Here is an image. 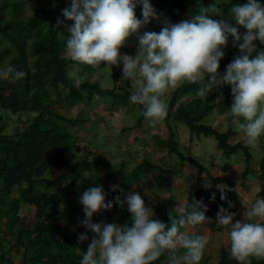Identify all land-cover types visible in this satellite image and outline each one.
I'll return each instance as SVG.
<instances>
[{
  "label": "trees",
  "instance_id": "trees-1",
  "mask_svg": "<svg viewBox=\"0 0 264 264\" xmlns=\"http://www.w3.org/2000/svg\"><path fill=\"white\" fill-rule=\"evenodd\" d=\"M45 1L30 15H26L27 6L34 0H0V69L11 65L26 74L23 79L14 83L0 77V264H80L89 241H78V235L91 233L78 224L79 220L85 218L83 206L79 203L83 192L89 187L101 186L106 193L105 202L108 199L113 203V207L107 210L105 223L131 226L130 212L125 206L121 208L117 205L115 197L120 196L122 200L124 184L128 189L130 185H139L145 180L141 174L143 168L155 170L160 167L146 158L132 171L126 169L125 163L119 166L109 164L104 175L93 167L95 157L89 159L85 155L80 159L79 137L75 130L90 118L81 112L70 117L63 110H70L79 103L94 107L91 105L93 98L104 99L111 114L125 108L134 111V125L124 127L125 131H131L146 121L142 115L144 107L131 102L130 97L135 90L130 81L121 89L115 86L106 88L98 81H91L89 78L78 81L75 76L70 75L69 71L73 66L80 68L83 74L102 71L106 66L91 67L74 62L65 55L69 37L67 28L74 22L64 18L62 10L70 6L71 0ZM247 2L248 0H149L156 9L159 20H151L139 30V34L142 35L145 31L158 33L164 25L162 21L179 23L190 20L200 8L215 3L223 10V16L210 18L224 20L237 27L243 35L247 30L236 23L230 10L235 5ZM258 2L264 6V0ZM135 13L138 19H143L141 4H137ZM58 18L63 21L62 24H57ZM229 40H232L231 36ZM254 44L256 51L253 56L264 50V44L259 40L254 41ZM126 48L133 51L137 49V45ZM223 50L225 55L220 60L218 69L220 76L226 72L227 65L241 54L238 47ZM113 76L119 77L120 72L115 71ZM102 80L105 82L106 79ZM201 87V82L185 83L168 90L165 95L168 115L163 121L168 128V135L162 138L154 134V139L157 148L165 150L168 156H175L178 164L189 162L192 167L199 168V176L203 173L209 176L211 187L191 189L185 204L191 206L195 200L202 201L208 207L206 217L212 219L221 206L229 209L227 201L234 204L235 200L229 194L235 183L221 176L215 177L209 172V168L201 162L203 157L193 153L194 146L198 145L197 140L202 135L213 136L219 154L221 152L227 159L242 150L247 163L244 172L259 174V199H264V142H261L259 171L254 170L252 162L258 156L254 155V147L249 146L244 136L235 130L231 122L233 117L230 116L226 124L219 121L213 125L205 121L214 115L217 106L231 107L233 97L230 86H213L211 93L199 97L197 92ZM221 94L222 100L219 102L217 99ZM97 120L100 122L103 117L98 115ZM95 124L97 123L94 122ZM179 124L189 127L188 143L179 136ZM232 138L237 140L233 142ZM219 154H216L217 158ZM57 171H60L59 176L53 178L52 173ZM163 171L177 173L171 168H163ZM179 175H182L181 171ZM115 177L121 180L118 186L123 189L122 193L119 190L112 191L114 183L108 185L109 180ZM220 183L227 184V187H223L227 201L220 199L221 191L216 187ZM170 186L171 183L168 188ZM15 189H18L16 195L13 194ZM212 193H215V200L211 198ZM174 204L175 196L171 195L166 200L160 198V203L154 209V218L169 224L168 212L173 209ZM24 209L28 212L24 213ZM229 211L236 214L234 219L238 218L233 207ZM103 212L101 210L94 214L92 222L104 223L100 216ZM63 219H68L67 223H59ZM250 261L251 264H264V258L251 257ZM153 264H168V253H163ZM200 264L238 262L231 257L229 244L221 246L216 260L211 262L209 257L203 256Z\"/></svg>",
  "mask_w": 264,
  "mask_h": 264
},
{
  "label": "clouds",
  "instance_id": "clouds-1",
  "mask_svg": "<svg viewBox=\"0 0 264 264\" xmlns=\"http://www.w3.org/2000/svg\"><path fill=\"white\" fill-rule=\"evenodd\" d=\"M137 4L142 5L143 19L136 17ZM230 12L236 23L247 30L243 35L224 20L210 18L223 16V10L215 3L200 8L190 20H166L158 33L145 31L140 35L139 30L151 20H159L149 0H71L70 6L62 10V16L74 22L67 28L66 55L91 67H119L122 62V79L135 86L130 100L144 107L142 115L152 127L168 115L163 97L169 89L201 82L197 95L205 97L213 86L228 85L233 97L229 109L232 125L249 146L255 147L264 135V50L253 56L254 41L264 44V6L258 0H248L233 6ZM62 23L58 18L57 24ZM133 35L138 38L136 55H122L120 49ZM229 36L241 54L220 76V60ZM25 75L11 65L0 69V77L13 83ZM220 100L222 94L217 99ZM203 186L211 187L207 182ZM216 187L221 191L220 199L227 201L224 188ZM117 190L123 192L113 185L112 191ZM105 197L101 186L89 187L79 197L85 218L78 224L95 233L80 264H153L165 252L168 264H200L207 237L183 229L212 222L205 215L208 207L202 201L195 200L191 206L177 204L169 210L170 223L165 224L154 218V209L146 205L139 193L131 192L123 201L120 196L115 197L121 208L127 205L131 226L93 223L94 214L113 207L111 201L105 203ZM211 198L215 200V193ZM227 202L229 209L234 207ZM235 215L221 206L215 217L217 227L228 229L231 257L238 264H251V257L264 258V199H256L246 208L243 220L233 222ZM85 240L86 233L78 235V241Z\"/></svg>",
  "mask_w": 264,
  "mask_h": 264
},
{
  "label": "rangeland",
  "instance_id": "rangeland-1",
  "mask_svg": "<svg viewBox=\"0 0 264 264\" xmlns=\"http://www.w3.org/2000/svg\"><path fill=\"white\" fill-rule=\"evenodd\" d=\"M44 1L45 0H34L30 6H27L25 14L30 15L41 3H46V1ZM261 5L263 6V4ZM162 23H164V21H162ZM134 45L138 46V38L136 35L128 39L126 45L120 49V53L122 55L128 54L130 56H135L137 49L131 51L126 48H130ZM232 47V40H229L226 48ZM122 68L123 65L121 62L119 67H105L102 69L103 73L102 71H92L83 74L80 68L73 66L69 73L75 76L78 81L83 78H89L91 81H98L103 87L111 88L115 86L121 89L126 86L128 82L122 79ZM115 71L120 72V76L117 78L113 76ZM103 78L106 79L105 82L102 80ZM131 85L133 90H135V86L132 82ZM1 88L2 85L0 84V89ZM163 99L166 100L165 96ZM91 101V105L94 107H89L85 103H79L70 110H63V112L70 117H75L78 112H81L88 115L90 118L82 127L75 130L79 137L81 160L85 155L88 156L89 159L95 157L93 167L104 175L109 164L119 166L125 163L126 169L132 171L136 166L142 163L144 159L149 158L154 163L160 165V167L155 170L143 168L141 174L145 177V180L141 181V184H132L128 189L124 184L122 186L124 189L122 200H126L129 193L137 192L144 199L147 206L155 209L157 204L160 203V198L166 200L172 195L175 196V204L173 206V208H175L177 204H185L186 197L191 189L202 187L206 182L210 185V179L206 173L199 176V168L192 167L189 162L180 165L176 161L175 156H168L165 150L157 148L154 134L162 138H166L168 135V128L163 122L152 127L149 126L147 121H144L140 127H134L131 131H125V126H132L136 121V116L132 109L125 108L123 111L111 114L106 108V101H104V99L97 100L95 97ZM229 109L230 108L225 105H219L214 110V115L212 114L213 116H210L205 121L213 125H216L219 121L226 124L231 116L229 114ZM98 115L103 117V120L100 122L97 120ZM14 117L16 118V116ZM94 122L97 124L94 125ZM178 133L181 139L183 138L182 140L188 143L190 137L189 127L185 124H179ZM260 138L253 149L255 152L254 155L258 157L252 162V168L258 171L260 168L259 159L262 157L261 142H264V136L262 135ZM195 140H197V138H195ZM236 140L237 138H232L233 142ZM197 142L198 145L194 146L193 153L196 156L201 155L200 157H203L201 162L209 168V172L215 177L221 176L235 183V186H233L229 194V197L235 200L233 210L238 214V218L234 219L233 222H235V220H243V213L246 211V208L251 207L252 203H254L256 199H259L257 196V192L261 186V181L258 178L259 174L244 172L247 163L245 161V154L242 150L227 159L221 152L219 154L216 139L213 136L202 135L201 139H198ZM217 153L219 154L218 158L216 155ZM213 155H216V157L213 158ZM163 168H171L177 173H166L163 171ZM180 171L182 175H179ZM59 173L60 171L53 172L51 176L57 178ZM113 183L115 185H120V178L115 177L109 180L108 185H112ZM163 183H165V186ZM169 183H171V186L168 188ZM219 185L227 187L226 183H220ZM17 191L18 189H15L13 194L16 195ZM108 202L110 201L107 199L105 203ZM124 206L127 208L126 204ZM224 208L228 209L227 207ZM103 211L104 212L100 216L105 223L107 210ZM27 212L28 210L24 209V213ZM211 220V223H205L183 230L188 231L192 235H203L207 237L208 243L205 247L203 256L209 257L211 262H213L218 258L221 246H229L230 242L228 239V229L217 227L215 218ZM67 221L68 219H63L60 220L59 223L65 224ZM2 231L4 232L3 227ZM3 232H1V234ZM94 235L95 233L93 232L88 234L89 243ZM16 260L18 261L19 258Z\"/></svg>",
  "mask_w": 264,
  "mask_h": 264
}]
</instances>
